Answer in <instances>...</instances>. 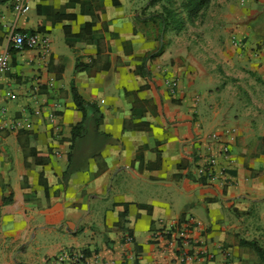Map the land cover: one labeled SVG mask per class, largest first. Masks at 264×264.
<instances>
[{
	"label": "crops",
	"instance_id": "0c3cea01",
	"mask_svg": "<svg viewBox=\"0 0 264 264\" xmlns=\"http://www.w3.org/2000/svg\"><path fill=\"white\" fill-rule=\"evenodd\" d=\"M152 1L0 4V264H260L244 242L264 249V0L180 26ZM12 29L40 44L14 49Z\"/></svg>",
	"mask_w": 264,
	"mask_h": 264
},
{
	"label": "built area",
	"instance_id": "2783aa9c",
	"mask_svg": "<svg viewBox=\"0 0 264 264\" xmlns=\"http://www.w3.org/2000/svg\"><path fill=\"white\" fill-rule=\"evenodd\" d=\"M13 8L18 14L27 13L31 8L30 0H13ZM9 40L12 47L16 50L34 48L40 44L38 35L35 34L26 36L20 32L14 31V29H12L9 34ZM44 42L47 41L44 40ZM9 64L10 53L8 51H4L0 54V75L9 68ZM8 94L11 95V93ZM211 137L218 140L221 136L214 132L211 134ZM222 149L225 154L230 151V147L227 143L223 144ZM217 164V156L211 155L210 157H206V162L202 166L198 167V172L203 177L212 181H216L219 172V170H217ZM57 261L63 264H81L85 261V255L79 250H68L61 253L57 257ZM178 264H183V262L180 261Z\"/></svg>",
	"mask_w": 264,
	"mask_h": 264
},
{
	"label": "trees",
	"instance_id": "16d2710c",
	"mask_svg": "<svg viewBox=\"0 0 264 264\" xmlns=\"http://www.w3.org/2000/svg\"><path fill=\"white\" fill-rule=\"evenodd\" d=\"M6 1H8V0H0V4L4 3ZM161 1L164 5V9H163V12H161V14L159 16H160V19L163 21V23H165L166 26L169 23L170 24H173V23L178 24L179 26L181 24H183V16H181V15L178 16L183 11H185L187 13V17L191 18V20L197 16H200L207 9V7L209 6V4L211 2V0H181V3L178 4L176 2V0H153L152 4H155L156 2H161ZM85 27H88V25H86ZM75 37L77 39L83 38L82 36L78 37V35H72L69 33V31H66V39H67L68 44H74L75 40H76ZM80 66H82L83 68L88 67V65H84V64H82ZM73 97H74V100H75L77 107L80 108L82 111H84V113H87V108L89 106H91V104L87 103L82 98V96L79 94L78 90L75 87L73 88ZM94 109L97 110L95 106H94ZM142 125H144V124L141 123V124H136L134 126L140 127ZM83 128H84L83 122L74 127L73 138H72V140L74 142L82 134ZM244 243L252 246L257 251V253L261 259L260 264H264V249L259 245V243L257 241H254V240L246 241Z\"/></svg>",
	"mask_w": 264,
	"mask_h": 264
},
{
	"label": "rangeland",
	"instance_id": "374dc122",
	"mask_svg": "<svg viewBox=\"0 0 264 264\" xmlns=\"http://www.w3.org/2000/svg\"><path fill=\"white\" fill-rule=\"evenodd\" d=\"M176 2H177L178 4H180V3H181V0H176Z\"/></svg>",
	"mask_w": 264,
	"mask_h": 264
}]
</instances>
